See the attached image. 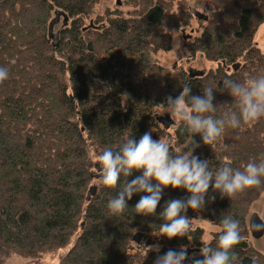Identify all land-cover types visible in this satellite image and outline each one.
I'll use <instances>...</instances> for the list:
<instances>
[{"label":"trees","instance_id":"1","mask_svg":"<svg viewBox=\"0 0 264 264\" xmlns=\"http://www.w3.org/2000/svg\"><path fill=\"white\" fill-rule=\"evenodd\" d=\"M98 1L0 0V67L8 70L7 79L0 81V258L14 253L38 259L65 249L58 264H154L169 249L205 244L196 228L186 237L157 236L159 252L131 257L132 241L143 237L152 243L148 238L163 222L159 213L164 201L186 199L188 193L163 188L156 213L147 216L133 208L143 193L134 194L122 214L110 215L107 201L122 180L115 189L101 185L87 147L99 157L129 134L138 139L150 130L153 139L172 144L173 155L183 150L188 134L176 126L173 133L165 131L153 113L185 83L191 85V95H199L203 87L215 89L226 77L239 82L264 74V53L253 40L264 22V5L258 0H206L212 14L187 46L192 54L199 52L219 65L189 78L151 57L157 49L170 48L172 29L189 23L184 2L170 13L173 0H125L137 7L134 14L117 12L106 26L89 27L84 20ZM56 10L68 21L56 30L54 46L48 25ZM235 62L240 64L233 70ZM213 94V116L235 109L226 91ZM194 140L199 146L193 154L207 159L213 173L226 160L242 170L248 162L264 159V117L250 126L226 129L212 145L201 143L198 134ZM139 174L134 171L128 180ZM91 185L96 192L87 199ZM263 190L264 178L259 186L229 198L209 189L205 207L188 209L186 215L190 223L201 217L218 228L224 215L232 216L241 236L233 246V264H264V253L252 245L248 230L249 205ZM209 195L216 198L208 202ZM137 233L138 242L133 239ZM217 237L213 233L207 243L215 247ZM192 254L184 264H190Z\"/></svg>","mask_w":264,"mask_h":264},{"label":"clouds","instance_id":"2","mask_svg":"<svg viewBox=\"0 0 264 264\" xmlns=\"http://www.w3.org/2000/svg\"><path fill=\"white\" fill-rule=\"evenodd\" d=\"M258 3L264 5V0H258ZM197 4L205 12L203 0H193L189 7L195 10ZM208 13L212 14L207 11L205 15ZM7 77V68L0 67V81ZM191 91V85L185 83L178 95H168L164 103H160L163 111L153 113L154 116L168 113L175 126L188 134L183 150L177 149V154L173 155L170 142L153 139L149 130L138 139L129 134L116 149L105 148L98 157L101 185L115 189L118 181L122 180V186L107 201L110 215L122 214L134 194L143 193L133 208L137 214L147 216L156 213L163 188L171 186L188 193L186 199L173 198L162 204L159 215L163 222L159 224L156 236L163 235L169 239L187 236L191 225L186 212L188 209H203L209 189L218 193L220 198H229L246 188L259 186L264 178V159L250 161L242 170L231 167V161L226 160L213 173L207 159H200L193 154L199 146L194 140L195 134L199 135L201 143L212 145L221 139L226 129L250 126L264 117V74L239 82L226 77L215 89L212 86L203 87L199 95H191ZM214 91H226L235 101V109L225 111L218 118L213 116ZM137 170L140 174L128 180ZM215 198V195H209L208 202ZM217 232L215 247L205 243L199 249L202 258L191 259L190 264H233V246L241 239L238 220L224 215ZM145 247L144 257L149 250L159 252V245ZM186 248V245H181L179 250L169 249L158 255L154 264H184L189 256Z\"/></svg>","mask_w":264,"mask_h":264},{"label":"rangeland","instance_id":"3","mask_svg":"<svg viewBox=\"0 0 264 264\" xmlns=\"http://www.w3.org/2000/svg\"><path fill=\"white\" fill-rule=\"evenodd\" d=\"M182 1L186 4L188 11L191 16L189 18L188 24H180L177 30H171L170 33V48L167 50L157 49L155 52L151 53V57L159 66L171 70L177 71L182 70L186 73L188 69L197 70L199 72H206L209 69H214L217 66V63H211L204 58L201 53L190 54L189 47L187 44L195 37L199 36L201 33L202 25L205 24V21L196 18L193 15V9L189 7V5L193 2V0H173L171 2V6L168 8L170 13L177 11L178 3ZM119 3V4H117ZM205 12L208 10L207 1L203 0L202 4ZM92 13L85 18L84 22L87 26H97L103 27L107 24V19L112 17L113 14L120 12L122 15L134 14L136 12L137 7H132L128 5L125 0H99L97 4L93 6L91 9ZM135 10V11H134ZM199 12H202L199 4H197L196 9ZM204 12V13H205ZM208 15V14H207ZM60 21L55 24L54 31L58 30L61 25ZM183 30V31H182ZM254 42H256L257 47L259 48L261 53H264V22L261 23L253 36ZM177 44L179 46H177ZM187 75V73H186ZM162 107L156 109L155 112L163 111ZM164 113L162 116H164ZM156 117L159 115H155ZM156 123L163 128L156 120ZM175 124L171 125L168 129H164L169 133H173V129ZM165 141V140H164ZM172 145V144H171ZM88 154L91 157L92 162L94 163L93 171L97 172L96 167L100 168V164L98 163V157L94 154L95 151L91 149V146L88 147ZM252 212L258 213V215L264 220V190L257 196L255 200H253L248 208V217ZM249 219V218H248ZM191 230L199 228L202 230L201 241L207 243L211 238L213 233L217 232L218 227L212 225L207 220L197 217L193 219L190 223ZM157 236L153 235L148 238V242H152L151 244L147 243V240L141 237V240L138 243L132 241V249L130 250V256H138L139 259L144 256L145 251L147 250L145 246L147 245H157L155 242L157 241ZM250 241L252 245L264 253V235L258 239H253L250 237ZM150 251V250H149ZM148 251V252H149ZM147 252V254H148ZM65 253V249H61L54 253H45L40 256L38 259L21 256L18 254L11 253L8 257L0 258V264H58V257ZM146 254V255H147ZM195 254H199L195 253ZM195 254H192L193 256Z\"/></svg>","mask_w":264,"mask_h":264},{"label":"water","instance_id":"4","mask_svg":"<svg viewBox=\"0 0 264 264\" xmlns=\"http://www.w3.org/2000/svg\"><path fill=\"white\" fill-rule=\"evenodd\" d=\"M54 15L55 16L50 20L49 25H48V37L52 40V45L57 46L58 45V31L53 30L54 26L60 21L59 20L60 15L63 16L62 24L66 25L68 21V16L59 10H56L54 12ZM193 15L200 20L208 19L207 15H205L204 12H199L197 10L193 11ZM237 68H238L237 64L232 65L233 70H236ZM193 75H195L194 70L190 72V76H193ZM156 119L163 125L165 129H168L171 125L174 124L169 114H165L164 116L159 115L156 117ZM95 192H96V185H91L88 189V195L86 198L89 199V197L93 196ZM248 228H249L251 237L254 239H258L264 235V222H263V219L258 215V213L252 212L250 214L249 219H248ZM139 238H140V234L137 233L135 234L133 239L138 242ZM186 251L188 252V254L192 252L197 253L199 252V248H189L188 247L186 248ZM200 258L202 257H200V255L198 254L192 259H200Z\"/></svg>","mask_w":264,"mask_h":264},{"label":"flooded vegetation","instance_id":"5","mask_svg":"<svg viewBox=\"0 0 264 264\" xmlns=\"http://www.w3.org/2000/svg\"><path fill=\"white\" fill-rule=\"evenodd\" d=\"M193 13V12H192ZM197 36H195L191 41H193L195 38H196ZM190 54H192L191 52H190ZM234 64H237V65H239L240 63L239 62H235ZM219 64L217 63V66H218ZM231 68H232V66H231ZM191 71H193V69H188V71H186V73H187V76L189 77V78H195V77H198V76H201L202 74H203V72H199V71H197V70H194L195 71V75H193V76H190V72ZM199 73H201V74H199ZM263 219V218H262ZM263 222H264V220H263ZM200 249V248H199ZM196 255V254H195Z\"/></svg>","mask_w":264,"mask_h":264},{"label":"bare ground","instance_id":"6","mask_svg":"<svg viewBox=\"0 0 264 264\" xmlns=\"http://www.w3.org/2000/svg\"><path fill=\"white\" fill-rule=\"evenodd\" d=\"M117 4H119V3H117ZM55 16V15H54ZM60 17H61V15H60ZM59 20H60V18H59ZM62 21H63V19H62ZM199 74H201V73H199ZM157 120V119H156ZM162 127H163V125L159 122V121H157ZM164 128V127H163ZM165 129V128H164ZM248 230H249V228H248ZM249 234H250V231H249ZM251 235V234H250ZM192 253H196V252H192ZM192 253H190V254H192ZM198 253V252H197ZM198 254H196V255H194L193 257H195V256H197ZM192 257V258H193ZM191 258V259H192Z\"/></svg>","mask_w":264,"mask_h":264}]
</instances>
